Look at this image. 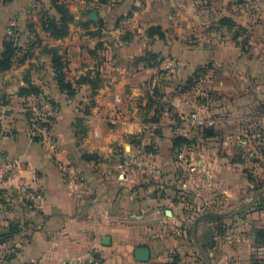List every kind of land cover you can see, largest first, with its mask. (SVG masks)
<instances>
[{
  "label": "crops",
  "instance_id": "1",
  "mask_svg": "<svg viewBox=\"0 0 264 264\" xmlns=\"http://www.w3.org/2000/svg\"><path fill=\"white\" fill-rule=\"evenodd\" d=\"M258 1L261 7L255 11L264 15V0ZM81 3L101 7L110 30L107 37L112 34L116 40H102L103 54L112 53L96 94L83 85L68 97L55 83L53 53L65 57L68 80L74 82L96 68V41L74 28L64 40L44 32L41 22L49 0H0V56L9 28L17 32L21 49L13 67L0 73V155L15 162L2 189L3 202L11 204L0 210V235L17 219L21 225L14 240L20 252L7 264L89 253L100 254L105 264H139L136 249L147 247L152 256V245L181 248L177 238H189L192 231L199 234L211 225L214 253L230 256L234 264H264V75H244L245 107L249 113L261 112L249 118L245 139L235 135L220 142L223 154L219 149L213 153L214 148L201 153L190 149L186 154L192 163L199 159L198 167L189 169L175 160L172 139L181 129L168 119H150L152 110L143 96L154 69L138 62L148 52L162 59L171 54L172 31L189 34L206 29L208 22L218 25L224 17L235 18L234 0ZM157 26L169 46L148 37V29ZM256 29L263 43L264 23ZM260 61L263 71L264 51ZM28 82L40 86L43 95L20 97ZM37 103L52 114V125L49 134L34 137L24 111ZM154 125H160L159 134L151 132ZM137 142L158 153L139 155ZM242 147L248 151L244 158ZM131 158L134 164H129ZM30 221L37 230L22 242ZM226 261L219 256L217 263Z\"/></svg>",
  "mask_w": 264,
  "mask_h": 264
},
{
  "label": "rangeland",
  "instance_id": "2",
  "mask_svg": "<svg viewBox=\"0 0 264 264\" xmlns=\"http://www.w3.org/2000/svg\"><path fill=\"white\" fill-rule=\"evenodd\" d=\"M62 1L68 4L69 10L75 17L70 30L78 29L84 33L83 36L87 35L96 41V57H94L97 64L91 72L95 78L98 76L101 82L104 81L105 78L101 75H106L104 70L109 64L112 52L103 54L106 48L103 47L102 40L107 43H113L112 41L116 40L112 34H109L110 38L107 37V32L110 30L107 28L106 15L97 4L82 7L81 0ZM87 1L91 2V0ZM260 7L261 1L258 0H234L232 13L235 14V18L231 17L235 22L234 28L219 27L217 23L208 22L203 25L206 29L195 30L189 34L172 31L169 33V40L172 43L171 54L163 59L160 54H157L159 59L152 67L154 73L150 85L145 87L143 99L152 110L150 119L156 120L153 122L160 123L163 119H168L181 129L172 139L173 149L174 141L178 138L189 142L180 145L177 152L174 151L177 155L175 160L183 163L185 168L198 167L196 159H199L197 157L192 163L191 156L186 154L187 151L196 149L195 153H201L204 150L213 151L214 148L213 153L219 149L223 154L225 148H222L223 145L220 147L219 143L231 141L229 139L235 138V135L239 138L238 140L245 139L249 129V118L258 117L261 114L258 110L249 113L242 99V93L246 88L244 75H264L260 61L264 51V41L261 43L260 32H256V26L264 23V15H261L260 11H255ZM91 13H95L98 19L91 20L89 17ZM124 37L129 39L125 34ZM162 42H167L169 46L168 39ZM131 63V66L135 68L136 61L133 60ZM124 64L123 62V66ZM236 86L239 87L238 92L232 90ZM237 100L239 102H236ZM194 115L198 117L199 124H191ZM159 127L160 125H154L151 132L159 134L161 132ZM256 130L258 131L259 127ZM254 146L260 154L262 146L259 138H256ZM150 148L154 149L153 146ZM244 149L242 147L243 156L241 157L243 158L248 154V151ZM255 157L252 158L255 159ZM177 167L184 169V166ZM4 198V193L1 191L0 210L11 204V201L3 202ZM16 221L18 222L10 224L8 233L0 235L2 264L13 261L20 252L14 242L16 236L21 235L20 219ZM12 225L15 226L14 235L10 239L4 238L10 235ZM36 228V222L30 221L26 234H23L25 239L21 241L26 242L34 237ZM186 229L188 230L189 227ZM201 231H203L200 232L201 234L192 231L189 238H177V243L183 246L181 248L177 246L168 248L163 242L158 247L152 245L150 261L139 262V264H218L219 256L227 260L221 264H234L230 256L214 253L212 250V225L203 227ZM76 262L105 264L102 256L96 253L77 257L63 256L59 261L34 258L26 264H75ZM239 262L245 264L243 261Z\"/></svg>",
  "mask_w": 264,
  "mask_h": 264
},
{
  "label": "trees",
  "instance_id": "3",
  "mask_svg": "<svg viewBox=\"0 0 264 264\" xmlns=\"http://www.w3.org/2000/svg\"><path fill=\"white\" fill-rule=\"evenodd\" d=\"M8 1L9 0H4V2ZM49 2L50 8L46 10V14L42 19V28L44 32L48 33L54 40H64L69 36L70 26L75 21L74 14L69 10L68 4L62 0H49ZM53 12L55 13L53 14ZM218 25L219 27L234 28L235 22L230 17H224L219 21ZM147 35L150 38H157L162 41L166 39L165 33L162 31L161 27L158 26L149 28ZM19 51H21V49L18 46V41H14L13 39L7 37L4 43V52L0 56V73L9 71L13 67ZM158 59L159 55L148 52L145 57L138 59V62L144 63L146 67L152 68L155 66V62ZM52 67L54 69L55 83L58 89L68 97H74L77 93V88L83 85H89L93 90V95L96 94V91L100 88L101 80L98 76L95 78L91 71H88L85 75L80 76L74 82L68 80L65 57L58 52L53 53ZM42 95V88L32 84V82H28V86L21 88L19 91V96L23 98H38ZM91 106H94V103H92ZM25 114L26 117H28V113L26 112ZM184 143L189 142L182 138L176 139L174 141V151H176L178 147ZM135 150L143 157L155 156L158 153L157 150L155 151L150 148V146L144 145L140 142L135 143ZM14 233L15 226L12 225L10 235H7L4 238L10 239Z\"/></svg>",
  "mask_w": 264,
  "mask_h": 264
},
{
  "label": "built area",
  "instance_id": "4",
  "mask_svg": "<svg viewBox=\"0 0 264 264\" xmlns=\"http://www.w3.org/2000/svg\"><path fill=\"white\" fill-rule=\"evenodd\" d=\"M7 36L14 41H18V34L15 30L9 28ZM43 100V99H42ZM28 113V130L32 136H44L49 134L50 127L52 125V114L48 113L39 103L28 106L25 111ZM197 116H192L191 124H199L197 121ZM127 155V154H126ZM129 164H134L135 162L131 159L128 160ZM15 169V162L11 160L5 154L0 155V192L9 181V176ZM194 171V170H190ZM153 173L160 174L159 170H153ZM71 264V263H70ZM75 264H83L81 262H76Z\"/></svg>",
  "mask_w": 264,
  "mask_h": 264
},
{
  "label": "water",
  "instance_id": "5",
  "mask_svg": "<svg viewBox=\"0 0 264 264\" xmlns=\"http://www.w3.org/2000/svg\"><path fill=\"white\" fill-rule=\"evenodd\" d=\"M89 17L91 20L98 19V16L95 13H91ZM135 258L137 261L142 263L150 261L151 258L150 250L147 247H140L136 249Z\"/></svg>",
  "mask_w": 264,
  "mask_h": 264
}]
</instances>
